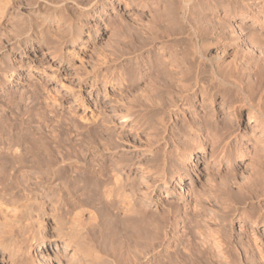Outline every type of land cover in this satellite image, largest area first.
<instances>
[{
  "label": "bare ground",
  "instance_id": "1",
  "mask_svg": "<svg viewBox=\"0 0 264 264\" xmlns=\"http://www.w3.org/2000/svg\"><path fill=\"white\" fill-rule=\"evenodd\" d=\"M107 1L111 4L114 11L117 10L115 21L120 24L126 23V25L133 21L137 26L131 25L138 27L144 33V36H147V34L152 36L151 27H146L137 21L129 9L135 5L137 10H144L146 8L149 9L150 13L156 10V4L162 2V0ZM178 1L180 3L178 19L180 20V24L182 23V25L178 23L181 26L178 29H181V31L179 30L181 34L186 33L184 35H187L188 44L193 45L191 49L195 48L194 55H196L197 59L195 57L196 63L195 61L193 62L194 56L192 55L193 58H190V61L195 64L192 63V66L185 67L184 69V67L181 68L179 66L180 63L177 60L173 59L174 57L170 58L168 54L167 60L170 59L168 60L167 67L164 66L166 68H163L167 70L169 74L167 76L171 79L168 82L170 96L169 98L166 97L168 101L161 106L163 107L162 111L171 114L174 111L180 110V113L184 114L183 116L185 117L177 121L180 125L177 128L178 137L176 136V140H172V136H169L170 134L172 135L174 127L170 128L168 126L167 119H164L165 117L157 119L156 125L163 131V134L162 136L159 135V138L156 135L152 136L150 140L156 143V146L160 144L159 142H163L168 147L172 145L173 151H168L163 156L165 157L163 160L164 166L155 171V181L163 182L165 176H167L166 169L168 166H171L175 160L183 161L186 153L190 154L189 161H191L194 153L205 149L203 144H206L207 141L212 144L210 153L212 155L215 154L220 159L226 157L248 159L249 174L246 180L251 182V184L249 183L250 185L246 186V182H243L241 186H237L236 191H232L227 183L230 175L226 174L222 178L220 186L209 185L205 189L208 193L216 192L220 196H226L221 202V206L223 207L217 219L219 222L227 220L226 223H230L228 221L238 219L246 227L250 226L253 231H256L257 226H264V0ZM90 2V5L86 7L81 6L77 0H71L70 4L73 10L83 17H91L94 22L92 25L94 37H92L88 22L84 21L81 24L74 25L71 23V20L67 21V17L65 18L64 15L55 13L56 11H64L67 8L65 2L56 3L51 1V3H47V0H44V2L42 0L40 4L38 0V2L34 3L32 9L26 10L27 13H24L19 6L20 3H17L16 0H0L1 36L4 35L3 27L5 24L9 21H18L28 15L27 24L19 26L17 22L13 28L16 40L14 39L12 43H3L0 46V49L2 47L0 51V67L2 66L3 59L12 50L17 49L24 53L27 47L33 49L37 45V48H45L41 60L47 64L54 62L57 68L61 70V50L46 43L43 35L50 33L58 35L62 34L65 30H75V35L69 39L68 48H66L64 53L76 55L80 48L75 49L74 47L80 39L82 29H87L88 38H95L100 27L105 28L106 26L101 20L102 16L100 12L96 9V0H90ZM26 25L28 27L30 25L32 27L31 31L34 32L31 35L26 34L21 36L19 33L27 28ZM135 27H133L134 30ZM137 29L136 31H138ZM156 29L154 27V30ZM159 29L158 32L161 33L162 31H159ZM169 33L171 35L174 34L172 31ZM155 34H158L157 31ZM184 35L182 36L184 37ZM160 36L162 37V35ZM182 36H180L181 39H183ZM152 37L154 38V36ZM153 38L151 39H157ZM191 38L194 39V44ZM162 40L160 39V41ZM145 41L147 40H144V43ZM150 41L148 40L147 42ZM162 42L159 43V46H157L158 44L156 45L157 49L163 50ZM147 45L148 43L146 47ZM186 51L182 54H185ZM188 52H190L189 54L194 53L191 50ZM254 53H256L255 57ZM182 56L185 57L184 55ZM159 60L161 61L162 59L160 58ZM163 60L165 61V59ZM163 60L162 62H164ZM164 63L162 64L165 65L166 63ZM125 64L118 68L116 77L113 79L109 78L107 81L111 86L117 84L120 86V89H123L120 95L127 88L126 77L128 72L124 66ZM206 65L209 66L211 79H214L218 84H222V89L219 88L211 92L210 88L201 81L202 75L206 74L204 73ZM137 68H134L137 70V74L142 75V66ZM108 71L111 75L112 70L108 69ZM73 74L72 83L68 84L64 81H59V90H67L69 93H73L74 101L82 98L83 83L88 84L89 94H93L94 92L99 94V80L96 76H89V81H86L85 77L79 74L76 76V73ZM63 75V78H65L66 74L64 73ZM12 76H14V71L8 73L9 78ZM68 77L70 76L68 75ZM208 81L206 80V82ZM211 82L213 83V81ZM57 94L61 95L59 92ZM195 94H200L202 100H208L209 97L220 95L221 102H219V109H225L226 112L231 110V113L236 116L241 108H247L249 115H251L248 118L253 121L252 129L248 132L239 129L236 126L237 122L223 123L224 125L222 126L217 120H213L204 112L203 115H199L198 113L188 115L192 107L190 106L189 99ZM177 98L186 107L179 108L178 101L175 102ZM121 104H124V102ZM123 109L124 112L122 113L124 115H120L122 122L129 123L131 127L130 132H136L137 134L139 131L137 126L140 122L138 116L140 115L130 105L124 106ZM50 113L49 115L47 114L50 119L56 116ZM148 113L151 112H146V114ZM150 115L148 118L158 116V114L157 116L154 115V112ZM85 117L90 126L98 124L102 119L89 107H87ZM148 124H150V129L154 130L155 124H151V122H148ZM36 125L34 127L28 125L26 127L21 126L17 131L14 130V132L11 126L6 124L4 113H0V264H102L103 258L110 256L105 248L107 239L103 237V231L105 234V231L108 232L110 224L112 226L116 224V229L114 227L115 233L122 234L121 231L126 230V225L129 226V222L135 221V217L139 216L138 211L140 210L134 202V195L136 193L123 182L121 173L115 168L116 164H107L106 158L101 156L93 167L88 166L86 163L80 161L81 159L78 160L72 156L67 147L69 144L67 145L66 140L60 139L59 134L48 138L45 136L44 128ZM68 130L65 129L64 133L67 134ZM169 141H171V144ZM182 144H184L185 149L181 148L180 145ZM7 157L10 160H6ZM143 165H137L141 171H143ZM181 178L182 174L179 175L178 182H181ZM205 184L202 186L206 187ZM90 189L100 193L99 195L103 198V204L106 207L105 210L108 212L113 211L112 217L115 216L114 220H112L113 218H108L110 224L106 220L108 226L102 225L103 229L99 222L97 223V217L95 220L96 215L94 217L91 215L93 211L91 210L92 212L90 213L89 206L86 207L88 202H84V197L87 195L89 197L91 193ZM75 191L79 192V197L81 198L79 199L75 195L78 199L76 201L73 199L75 202L73 203L71 198ZM198 199L196 196L195 200L197 203L200 201ZM199 204L201 205V203ZM199 204L198 207H200ZM187 205L185 204V206ZM195 207L198 208L197 206ZM199 211L195 213L194 217L191 216L194 212L190 214L194 218L195 224L198 223V226H200V223L197 219L201 217V211L200 213ZM84 217L90 218L86 221L94 219L97 224L94 221L87 224ZM190 221L192 223V220ZM214 222L216 223V220ZM85 223L87 225L90 224V226L94 223L95 225L87 227ZM162 227L164 228V226ZM195 227L197 228V225ZM215 227L214 230H210L209 228L208 232L205 231L206 229L204 230L205 232L202 230L203 233L198 228L196 229L197 231L191 230L192 228L190 229V238L192 237L191 239H194V241L192 240L193 244L191 242L192 245H189L191 247L186 256L190 258L191 264H239L233 256V248L230 247L232 244L230 245L229 239H255L247 229H243L245 232L243 237L235 238L231 236L232 238H230V230H225L226 228L221 229V225L217 226V223ZM131 235L134 238V234L131 233ZM131 235L128 234V238ZM119 237L123 236L120 235ZM195 239H198V243ZM113 240L111 239L110 243ZM236 242L234 248L238 251V258L241 264H264V246L261 249H258V247L252 249L249 245L244 246L241 241ZM114 248L116 249L117 247L115 246ZM214 251L219 255L218 260H215L216 253ZM116 253L115 251L112 252V264H117L118 258L121 255L123 258V252L119 255ZM126 255L128 261L126 259L124 264H136L135 254L133 256L128 252ZM180 256L182 257L183 255ZM168 262H172V260Z\"/></svg>",
  "mask_w": 264,
  "mask_h": 264
},
{
  "label": "rangeland",
  "instance_id": "2",
  "mask_svg": "<svg viewBox=\"0 0 264 264\" xmlns=\"http://www.w3.org/2000/svg\"><path fill=\"white\" fill-rule=\"evenodd\" d=\"M16 1L17 3H20L19 6L22 8L24 13H27L26 10L28 11L32 9L34 3L38 2V0ZM41 1L42 0H39L40 4ZM51 1L56 3L65 2L67 8L64 11H56L55 13L64 15L65 18L67 17V21L71 20V23L74 25L81 24L84 21H86V23L88 22L91 34H94V28L92 26L94 22L91 17H83L78 12H75L71 7V0H47V3H51ZM77 1L84 7L89 6L91 3L90 0ZM177 1L178 0H162V2L156 4V12L152 11L149 13V9L146 8H144V10H137L135 5L131 6L129 9L130 13L134 14L133 16L137 21L146 27H151L152 36L157 38L152 40L151 38L153 37L147 33V36H144V33L140 31L138 27H135L137 25L133 21L129 22L130 24L127 23V25L129 24L128 26L126 23L120 24L115 21L117 10L114 11L111 4L108 3L107 0H96V9L100 12L102 16L101 20L106 26L105 28L100 27L95 38H92L94 35L88 38L87 29H82L80 39L76 42L74 47L75 49L80 48L76 55L64 53L66 48H68L69 39L75 35V30H65L62 34L58 35L51 33L43 35L46 43L55 46L58 50H61V70L57 68L56 63L53 62L47 64L41 60V56L42 53L45 52V48H37V45H35L33 49L27 47L24 53L17 49L12 50L7 57L3 59L2 66L0 67V113H4L6 124L11 126L13 131H17V129L21 126L26 127L28 125L34 127V125L37 124L44 128L45 136L48 138L55 137L59 134V138L66 140L67 145L69 144L67 147L72 156L75 157V159H81L80 161L86 163L88 166L93 167L101 156L106 158L107 164H116L115 168L119 171V173H121L123 182L128 185L129 189H133L132 191L136 193L134 195V202L140 210L142 209L141 212L140 210L138 211L141 215L138 213V218L135 217V221L129 222V226L126 225L125 227L126 230L121 231L122 234L117 232L115 233L114 230L116 229V224L112 226L109 223L108 218L110 217L114 220L115 216L112 217L113 211L108 212L105 210L106 207L103 204L104 201L101 195H99V192H95L90 189L89 191L91 193L88 191L90 193L89 197L88 195L84 197V202L89 203V205H87L88 203H85L86 207L89 206L90 213L93 211V213H91L93 217L96 215L95 220L97 217V223L99 222L101 226L105 225L106 227L108 226L107 222L110 224V226H108V232L105 231L104 234V231L102 230L104 235L103 237L107 239L105 248L110 255L103 258L102 264H112L111 255L114 251L115 253H118H116L117 255L123 252V258L121 255L120 258H118L117 264H124V261L126 262V254L128 252H130L133 256L135 254L134 257L136 264H191L192 262L190 261V258L186 256L191 247L189 245L193 244L192 240L194 241V239H191L192 237L190 238V229L192 228L191 230L194 229L193 231H197L196 229L198 228L200 232H202V230L203 232H208L209 228L210 230H214V228H216V223L217 226L221 225V229L226 228L225 230H230V238L243 237L245 229H247L250 235L255 238L239 240L229 239L230 245L232 244L230 247L233 248V256L239 264H241V261L238 258V251L234 248L236 241H241L244 246L249 245L252 249H254V247L255 249L257 247L258 249H261V247L264 246V226L259 225L256 227V231H253L250 226L246 227L245 224L238 219H235L236 221H228L230 223H226L227 220L219 222L217 219L223 207L221 206V202L226 196H220V194L216 192L208 193L205 189L209 185H215L217 187L218 185L220 186L221 180L226 176V174L230 175L227 183L231 187L232 191H236V189L241 186L243 182H246V186L250 185L251 182L246 180L249 174L248 159H237L235 157L220 159L215 156V154L212 155L210 153L212 144L207 141L206 144H203L205 146L203 151H198L193 154L194 160L191 158V161H189L190 154L186 153L183 161L175 160L171 166H168L166 169L167 176H165L163 182L155 181V171L164 166L163 160L165 157L163 156H165L166 152L173 151L171 148L172 145L168 147L163 142H159L160 144L158 143L159 145L157 144L158 146H156V143H153V141L150 140L152 136L156 135L159 138V135L162 136L163 134V131L156 125V122H158L157 119L160 117H165L164 119H167L168 126L170 128L174 127L172 135L170 134L169 136H172V140H176L178 137L177 128L180 125L177 121H179L182 117H185L183 116L184 114L182 115V113H180V110H177L176 112L174 111L171 114L166 111H162L163 107L161 106L168 101L170 96L168 82L169 79H171L168 77L169 74L167 70L163 68L167 67L168 60L172 57H174L173 59L177 60V62L180 63L179 66L181 68L184 67V69L185 67L192 66L191 64L194 61L196 63L197 59L196 55H194L195 48H193V50L191 49L193 45L191 46L188 44L189 40H187V35H184L186 33L181 34V29H178V27L181 28V26L178 25V23L180 24V20L178 19L180 13V3ZM153 15L154 18L152 19ZM27 17L28 15L22 17L18 21H9L5 24L6 26L4 25V35H0V46H2L3 43H12L14 39L16 40L13 28L17 22L19 26L27 24ZM131 24L135 26H132ZM180 25H182V23ZM133 27H135V30ZM154 27L157 29L154 30ZM31 28L32 27L29 25V27L27 26V28L19 34L21 36L26 34L31 35L32 32H34L31 31ZM136 29L138 31H136ZM158 29L159 31H162V34L158 32ZM166 29L168 33L166 32ZM156 31L158 33L157 35L155 34ZM170 31L174 34L171 35V33H169ZM36 35L38 34L36 33ZM160 35H162V37ZM175 35L177 36L175 37ZM182 35H184V37ZM180 36H182L183 39H181ZM144 37L147 38L145 39ZM185 37L186 39H184ZM158 38L161 40L163 39V42ZM191 39L194 44V39ZM144 40L150 41H145L146 44L148 43V48L146 47ZM161 42L163 43V50L157 49V46H159V43ZM164 42L166 45H164ZM190 50L194 51V53L189 54L190 52L188 51ZM185 51L186 53L182 54ZM122 52L126 54H123ZM168 54L170 55V58L167 60V57H169ZM122 55L124 56L122 57ZM192 55L194 56V59L196 57L195 60L192 59ZM255 56L256 53H254V57ZM160 58L162 60L165 59V61H163L166 64L162 62V60L160 61ZM190 58L193 62L190 61ZM123 64H125L124 66L127 68L128 72L126 77L127 88L120 95V92L123 89H120V86L117 84L111 86L107 81L109 78L113 79L116 77L118 68L120 66L122 67ZM139 66H142V75L137 74V67ZM134 68H137V70ZM108 69L112 70L111 75ZM209 70V66L206 65V71L204 73L208 74L209 78L208 75L205 74L207 76L206 77L203 74L201 81H203L208 88H210L211 92L219 88L222 89V84H218V82L214 79H211ZM10 71H14V76L9 78L8 73ZM64 73L66 74L65 78H63ZM73 73H76V76L79 74L80 76L85 77L86 81H89V76H96L99 80V94H96L95 92L93 94H89V86L84 83L82 85V98L77 101L73 100V93H69L67 90H59V81H64L68 84L72 83L74 76ZM68 75L70 77H68ZM206 80H209L210 82L213 81V83H210L209 81L206 82ZM104 83L105 85H103ZM57 92L61 93V95H58ZM122 100L124 104L132 106L135 112L140 115L138 116L140 122L137 126L139 128L137 134L136 132L131 133L130 124L122 122V118H120V115H124V113H122L124 112L123 107L126 106L121 104L123 103ZM175 102H177L179 108L186 107L181 101H179L178 98ZM219 102H221L220 95L209 97L208 100H202L200 94H195L189 99L190 106L192 107L191 112L188 115L191 113H198L199 115L206 113L213 120H217V122L222 126L224 125L223 123L237 122L236 126H238L239 129L247 132L252 129L253 121L248 118L251 115H249L247 108H241L236 116L231 113V110L226 112L225 109H219ZM87 107L96 112L100 116V119L102 118L98 124L94 126L88 125L85 117ZM49 112L55 114L56 116L51 117L50 115V119L48 116ZM146 112H151L152 114L154 112V115L157 116L158 114V116L150 117L152 118L150 119L148 117L151 116V113L146 114ZM148 122L155 124L153 127L154 130L150 129V124H148ZM65 129H69L67 134L64 133ZM170 142L171 141H169V143ZM180 146L185 149L184 144ZM7 159L10 160L9 157H7L6 160ZM141 164H144L143 171H141L137 166ZM180 174H182V178L181 182H178ZM203 184H205L206 187H203ZM75 195L79 197V192L75 191L73 193L71 198L73 203H75L74 201L78 199ZM196 196L197 199L200 198L198 199L200 200L198 203L195 200ZM80 198L81 197H79V199ZM199 203H201V205ZM185 204L188 205L185 206ZM198 204L200 207H198ZM196 209L201 211V213L199 211L201 217H198L199 219H197L199 220L200 226H198V223L195 224L196 222H194V218H192L195 216V213L198 212ZM192 213L193 215H191V217L190 214ZM210 216L212 220L210 219ZM84 218L85 221L90 219L86 217ZM98 218L100 219L98 220ZM190 220H192V223ZM215 220L216 223L214 222ZM93 221L94 219L86 222L88 224L90 222L93 223ZM95 223L92 224V226L95 225ZM130 223L132 224V227L130 226ZM196 225L197 228L195 227ZM92 226H90V224L87 225V227ZM162 226H164V228ZM131 229L132 231H130ZM131 233L134 234V238H132L133 236ZM128 234L131 235L129 236L130 239L128 238ZM120 235L123 237H119ZM136 236L137 238H135ZM111 239H114L112 243H110ZM197 240L198 239H195L198 243ZM115 246L117 247L116 249L114 248ZM144 247L145 249H143ZM214 253L216 252L214 251ZM216 254L215 260H218L219 255ZM180 255L183 256L181 257ZM171 260L172 262H168Z\"/></svg>",
  "mask_w": 264,
  "mask_h": 264
}]
</instances>
